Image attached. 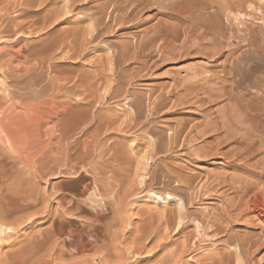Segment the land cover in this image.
Returning <instances> with one entry per match:
<instances>
[{
    "label": "rangeland",
    "instance_id": "rangeland-1",
    "mask_svg": "<svg viewBox=\"0 0 264 264\" xmlns=\"http://www.w3.org/2000/svg\"><path fill=\"white\" fill-rule=\"evenodd\" d=\"M136 1L0 0V96L10 89L37 105L51 124L34 152L48 167L78 165L87 183L100 179L110 205L101 251H67L52 264H264V217L247 205L264 189V128L249 110L264 106V0H242V9L229 0L247 16L230 21L227 0H212L204 37L180 32L167 44L152 31L178 20L157 6L130 15ZM56 125L69 135L46 131ZM74 177L22 176L36 206L26 215L46 205L62 215L59 196L77 192ZM152 193L170 202L158 195L156 204ZM41 216L9 234L1 262L42 238L50 221Z\"/></svg>",
    "mask_w": 264,
    "mask_h": 264
},
{
    "label": "bare ground",
    "instance_id": "bare-ground-1",
    "mask_svg": "<svg viewBox=\"0 0 264 264\" xmlns=\"http://www.w3.org/2000/svg\"><path fill=\"white\" fill-rule=\"evenodd\" d=\"M195 1L197 0H137V5L134 4L135 6H133V8L130 10V15H133L138 7L144 6V8H148L150 6H157L160 10L165 12L167 17L178 20L177 24L165 22L156 25L152 31L153 35L151 36L153 42L156 43L162 42L167 44L170 42V40L174 41L176 40L175 36L180 32L184 33L186 39H190L193 36L200 37L201 35L204 37L206 33H203V30H201L204 26L202 22L205 23L203 17L206 15V12L210 6H213L214 3H212V0H198L201 4V7L200 9H196ZM224 3L222 1L224 6L223 13L228 20L231 15L236 16V19H238V16L247 18V16L242 13L241 10H235V7L230 4L229 0H227V4ZM239 5V9H242L244 2L241 0ZM236 12H238V14ZM194 16H197L198 18L195 19ZM92 32L93 31L91 30L89 34L91 35ZM3 84H5L4 81ZM2 87L4 89L7 86L4 87L3 85ZM8 90L5 92L4 89L5 94H3V92V95L1 94L0 96V190L2 189V194L0 193V247L4 245L5 242L7 243V237L9 234H15L25 226L29 227L34 216H44L47 214L44 217L45 220L48 219V221H50V226L41 233L42 238L32 241L30 245L24 249H19L12 259H5L6 261L4 262L0 261V264H52L53 262L56 263V261H58L56 259L57 254L64 255L67 253V251H69V253L73 256H85L89 253L100 250L104 241V223L109 216V212H106L110 206H107V202L105 203V194L101 193L97 187V185H99L97 183H99L98 181H100V179H97V177L94 175L96 178H92L91 182L89 183V180L87 183V175L81 173L83 168H81L80 171L78 165H72L70 161H68L66 165L61 166L59 162L62 160H55L53 161L54 165L52 167H48L45 163L46 160H44L43 157L38 156V154L34 152V149L37 146V142L42 141L39 139L36 141L35 139L39 138L45 126H48L51 123L49 124V122L45 121V117L41 115V112V114L39 113L37 105L18 103L8 92ZM44 105L49 107V105ZM66 105L68 107H65L64 110L58 114L59 118L63 115V112L68 111L69 103ZM246 107H248V105H246ZM127 108L128 110L126 113L130 114L133 109L129 106ZM52 109L54 110V108ZM249 110L250 113H254L252 114V117L254 116L256 121L259 120L263 125L262 128H264V106L252 105V108H249ZM46 131H50L54 133V135H58V137L56 136L57 138H65L67 135H69L63 131V129H59L58 125L52 129L48 128ZM149 159L150 158L144 155L140 161L142 166L140 170L142 171V174L140 173L141 175L139 178L141 179V182H143L145 178L146 172L144 168L147 167ZM58 164L60 167L57 168L56 166H58ZM62 168L65 169L63 170ZM27 174L34 178H44L57 174L60 176H75L72 183L79 184L77 192L71 196L64 194L59 196L58 208L62 215H56L52 218L51 213L47 212L49 210L48 205H46L43 210L36 212L32 216L29 214L26 215L29 210L36 207L31 203L32 201L30 202V200L33 198V191L31 188H28L29 184L25 182L26 179L23 180L24 176ZM12 180L15 181L13 183V187L10 189L9 193L8 191H5V193L4 190L7 188L6 183L11 182ZM263 194L264 189H260L254 199H251L248 202L246 201L247 205L249 206L248 209L256 210L258 213L257 215L262 217H264ZM158 195L159 193H152L149 198L156 202V204L161 203L159 198H162L163 203L170 202L168 197L163 196L164 194L159 195V198L157 197ZM83 214L90 215V220H82L77 224V220L80 219ZM47 246L50 247L47 258L45 260L42 258H37V254L44 250V248ZM128 249L131 251L130 246ZM100 251H97V253ZM99 258L105 259L103 257ZM95 261V259H85L84 261L81 260L79 263H73L94 264Z\"/></svg>",
    "mask_w": 264,
    "mask_h": 264
}]
</instances>
